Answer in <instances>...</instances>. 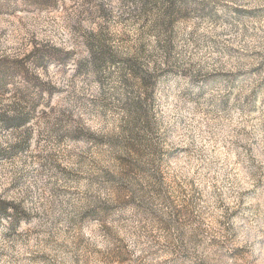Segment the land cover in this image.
I'll list each match as a JSON object with an SVG mask.
<instances>
[{
	"label": "rangeland",
	"instance_id": "1",
	"mask_svg": "<svg viewBox=\"0 0 264 264\" xmlns=\"http://www.w3.org/2000/svg\"><path fill=\"white\" fill-rule=\"evenodd\" d=\"M0 264H264V0H0Z\"/></svg>",
	"mask_w": 264,
	"mask_h": 264
}]
</instances>
